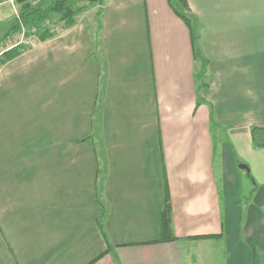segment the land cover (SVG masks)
Returning a JSON list of instances; mask_svg holds the SVG:
<instances>
[{"label": "crops", "instance_id": "0c3cea01", "mask_svg": "<svg viewBox=\"0 0 264 264\" xmlns=\"http://www.w3.org/2000/svg\"><path fill=\"white\" fill-rule=\"evenodd\" d=\"M188 5H88L0 65V264H264V0Z\"/></svg>", "mask_w": 264, "mask_h": 264}, {"label": "trees", "instance_id": "16d2710c", "mask_svg": "<svg viewBox=\"0 0 264 264\" xmlns=\"http://www.w3.org/2000/svg\"><path fill=\"white\" fill-rule=\"evenodd\" d=\"M20 4V19L16 20L10 33L6 35L5 40L11 35L21 31L22 24L28 28H42L43 23L52 22L55 19L57 21H64L68 25H71L75 21V16L84 10L88 5L99 4L103 5L104 0H38L36 3L26 0H17ZM176 12L181 14L186 23L191 27L193 33L196 29V21L190 12L188 0H171ZM52 34V33H51ZM48 29L40 32V39L44 40L52 36ZM2 43V42H1ZM21 48H13L4 53V58L0 60V65L9 60L12 57L17 56L21 52ZM205 69L200 70L197 73V79L201 81V87H206L208 79L205 76ZM216 127V124H213ZM252 137L255 147L264 148V128L255 126L252 128ZM163 229L165 237L161 241H172L175 236L172 234V218L170 211V203L167 201L163 214ZM216 235H204L198 238H213ZM106 252L100 254L91 263L93 264L100 258H102Z\"/></svg>", "mask_w": 264, "mask_h": 264}, {"label": "rangeland", "instance_id": "374dc122", "mask_svg": "<svg viewBox=\"0 0 264 264\" xmlns=\"http://www.w3.org/2000/svg\"><path fill=\"white\" fill-rule=\"evenodd\" d=\"M15 3H17V0H15L14 1ZM13 2V3H14ZM18 4V3H17ZM18 12L20 13V9L18 8ZM19 13H18V15H19ZM58 19H55V20H53L52 22H47V23H43L42 24V28H40V29H38L37 28V33H38V35H37V37H38V40H36L34 43H33V45L31 46V47H19V48H21V50L22 51H25V50H28V49H32L34 46H36L40 41H41V39H40V32H42V30L44 31V30H46V29H48L49 30V32H50V34L51 35H56V33L58 32V30H59V28H57L58 26H59V24H60V21H57ZM0 24H2V23H0ZM8 28H7V26L6 25H0V36L4 33V30H7ZM13 35V34H12ZM3 40V39H2ZM3 42V41H2ZM21 51V52H22ZM3 55L4 54H0V59L3 57ZM18 119V118H17ZM19 120V119H18ZM18 123V122H17ZM39 124V121H38V116H33L32 117V121L30 122V126H31V131H30V134H31V137H32V143H37V144H39V138H38V136H37V134L39 133L38 132V128L36 127V125H38ZM214 128H216V127H214ZM214 133H216L218 136L220 135V134H222V132L220 133L219 132V130L218 129H216V131L214 132ZM37 148V147H36ZM244 183H245V185H244V189H245V192H247L248 191V189H249V187H250V185H251V182L249 181L248 182V180H247V176H245L244 177ZM218 251V260L220 259V252H223L224 253V249H218L217 250ZM212 255H214L213 253H211ZM219 262V261H218ZM220 263V262H219Z\"/></svg>", "mask_w": 264, "mask_h": 264}, {"label": "built area", "instance_id": "2783aa9c", "mask_svg": "<svg viewBox=\"0 0 264 264\" xmlns=\"http://www.w3.org/2000/svg\"><path fill=\"white\" fill-rule=\"evenodd\" d=\"M14 2L15 0H11ZM36 3L38 0H26ZM37 28H28L26 26L21 27L19 33L13 34L8 37L2 43H0V54H4L6 51L17 47H31L33 43L38 40ZM59 31V30H58Z\"/></svg>", "mask_w": 264, "mask_h": 264}, {"label": "water", "instance_id": "95a60500", "mask_svg": "<svg viewBox=\"0 0 264 264\" xmlns=\"http://www.w3.org/2000/svg\"><path fill=\"white\" fill-rule=\"evenodd\" d=\"M239 167L243 170H245L247 173H250V168L246 164H240Z\"/></svg>", "mask_w": 264, "mask_h": 264}]
</instances>
